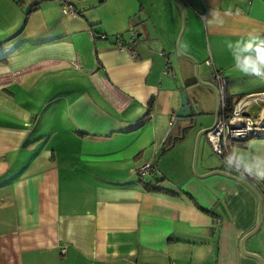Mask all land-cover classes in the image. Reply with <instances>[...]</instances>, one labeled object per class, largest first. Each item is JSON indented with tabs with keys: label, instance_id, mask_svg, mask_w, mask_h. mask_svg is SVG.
Segmentation results:
<instances>
[{
	"label": "crops",
	"instance_id": "1",
	"mask_svg": "<svg viewBox=\"0 0 264 264\" xmlns=\"http://www.w3.org/2000/svg\"><path fill=\"white\" fill-rule=\"evenodd\" d=\"M63 1L0 0V264H260L239 249L256 196L193 170L216 98L177 40L184 22L180 50L199 79L210 81L209 60L229 107L257 97L256 115L264 79L232 72L226 41L264 33V0H70L75 17ZM131 30L134 57L115 45ZM180 91L198 124L183 138ZM234 145L264 152V136L220 157L202 135L197 173L256 189L262 220L244 248L264 258V183L225 168ZM150 159L152 173L136 176Z\"/></svg>",
	"mask_w": 264,
	"mask_h": 264
},
{
	"label": "built area",
	"instance_id": "2",
	"mask_svg": "<svg viewBox=\"0 0 264 264\" xmlns=\"http://www.w3.org/2000/svg\"><path fill=\"white\" fill-rule=\"evenodd\" d=\"M31 4H36L42 0H28ZM250 1V0H248ZM61 11L64 15L75 17L77 12L75 6L70 0H64L61 5ZM89 35L94 38L92 31ZM97 37L104 39L105 35L99 34ZM136 43L135 32L131 30L127 40H124L120 34L115 35V45L121 50L134 54V45ZM206 64L212 68L210 82L217 89L219 94V107L221 114L217 124L212 130L206 133L207 139L213 152L222 157L227 151V143L230 141L246 140L248 138L264 136V109H261L256 115L251 112L254 103H257V97L241 98L236 100L232 105L230 112L227 114V97L225 93L226 80L224 75L216 70L212 62L206 61ZM262 98H259L261 100ZM178 121L177 116H173L169 121V133L172 131L175 123ZM154 162L146 160L138 163L134 168V174L139 177H145L152 173ZM61 252H65V247L61 246Z\"/></svg>",
	"mask_w": 264,
	"mask_h": 264
},
{
	"label": "clouds",
	"instance_id": "3",
	"mask_svg": "<svg viewBox=\"0 0 264 264\" xmlns=\"http://www.w3.org/2000/svg\"><path fill=\"white\" fill-rule=\"evenodd\" d=\"M219 18V17H217ZM230 70L245 76L264 79V33L249 32L235 41H226ZM225 168L264 183V152L234 145L224 156Z\"/></svg>",
	"mask_w": 264,
	"mask_h": 264
},
{
	"label": "water",
	"instance_id": "4",
	"mask_svg": "<svg viewBox=\"0 0 264 264\" xmlns=\"http://www.w3.org/2000/svg\"><path fill=\"white\" fill-rule=\"evenodd\" d=\"M180 7L181 9V3L179 0H174ZM182 33V31H181ZM180 33V35H181ZM177 49L180 52V54H182L183 56L187 57L188 59H190L195 67H194V74H195V78L196 80L200 83L203 84L207 87H209L212 92L214 93V96L216 98V109H215V114H214V120L213 123L211 124V126L207 127V128H202L197 132L196 135V140H195V149H194V156H193V163H192V167L193 170L195 172V174L199 177H207L213 174H219L222 176H225L227 178H230L232 180H235L237 182H239L240 184L244 185L245 187H247L258 199V214H257V221L255 226L247 233H245L239 243V249L240 252L246 256L252 257L254 259H256L260 264H264V258H262L260 255L256 254V253H252V252H248L247 250H245L244 248V244L245 241L247 240V238H249L251 235H253L257 229L259 228L260 224H261V220H262V198L259 195V193L256 191V189L246 180H244L243 178L230 174L228 172H225L223 170H213L211 172H208L207 174L204 175H199L195 169L196 167V160H197V150H198V143H199V139L202 135H205L207 132H209L210 130H212L214 128V126L217 124L218 119H219V114H220V110H219V94L217 89L213 86V84L209 81V82H203L199 79L198 74H197V62L195 61V59L187 54H184L180 51L179 49V39L177 40ZM180 98H181V107L180 109L177 111V115L183 119H187L191 121V124H189L186 128L182 129V135L181 138L184 137V131L185 129H191V128H195L198 124H197V116L196 115H190V106L187 102L186 96L184 94L183 91L179 92Z\"/></svg>",
	"mask_w": 264,
	"mask_h": 264
},
{
	"label": "rangeland",
	"instance_id": "5",
	"mask_svg": "<svg viewBox=\"0 0 264 264\" xmlns=\"http://www.w3.org/2000/svg\"><path fill=\"white\" fill-rule=\"evenodd\" d=\"M23 2L25 3V5H30V2H29L28 0H23ZM183 30H184V22H183V25L181 26L180 33H181V31H182V33H183ZM179 35H180V34H179ZM181 37H182V34L179 36V49H180V40H181ZM180 51H181V50H180ZM195 61L197 62L196 59H195ZM201 64H202V66H204L203 63H201ZM198 66H199V64H198V62H197V71H198ZM194 67H195V65H194ZM209 154H211L212 158H217V156H216L213 152H211V150L209 151ZM195 169H196V171H197V162H196V167H195Z\"/></svg>",
	"mask_w": 264,
	"mask_h": 264
},
{
	"label": "trees",
	"instance_id": "6",
	"mask_svg": "<svg viewBox=\"0 0 264 264\" xmlns=\"http://www.w3.org/2000/svg\"><path fill=\"white\" fill-rule=\"evenodd\" d=\"M15 1H16V0H15ZM36 4H37V3H36ZM228 103H229V102L227 101V110L230 112V110H231L230 108H231V107H229V104H228Z\"/></svg>",
	"mask_w": 264,
	"mask_h": 264
}]
</instances>
